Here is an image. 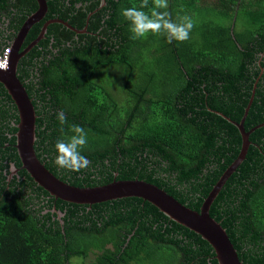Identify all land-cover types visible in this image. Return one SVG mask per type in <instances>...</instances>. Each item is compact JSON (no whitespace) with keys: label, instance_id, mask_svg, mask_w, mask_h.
I'll list each match as a JSON object with an SVG mask.
<instances>
[{"label":"trees","instance_id":"1","mask_svg":"<svg viewBox=\"0 0 264 264\" xmlns=\"http://www.w3.org/2000/svg\"><path fill=\"white\" fill-rule=\"evenodd\" d=\"M45 1L21 49L50 23L16 71L40 162L70 185L141 180L199 210L242 149L232 120L251 101L246 154L209 214L243 264H264V0ZM37 8L0 0V50ZM115 69L119 88L104 74ZM18 120L0 83V264H218L206 240L140 197L80 204L49 193L22 165Z\"/></svg>","mask_w":264,"mask_h":264},{"label":"water","instance_id":"2","mask_svg":"<svg viewBox=\"0 0 264 264\" xmlns=\"http://www.w3.org/2000/svg\"><path fill=\"white\" fill-rule=\"evenodd\" d=\"M36 1L38 3L37 10L26 18L12 43V51L9 55L7 68L4 70L0 69V83L7 90V93L12 98L18 111L19 121L17 123L18 130L15 133V146L18 150L23 167L30 173L34 181L56 197L80 204H93L127 196L140 197L151 202L170 219L193 230L200 235L202 239L206 240L212 247L218 264H243V262L239 260L236 249L225 229L219 222L210 216L209 207L224 179L231 173L236 165L243 160L246 154L249 145L248 136L250 131L245 130L244 120L251 101L245 108V112L240 122L232 120V123H234L240 130L242 136V149L234 163L225 171L220 181L205 198L199 210H193L187 207L168 194L165 190L154 184L141 180L112 181L108 184L95 187H77L67 184L50 172L36 156L34 151L36 115L33 104L23 84L16 75L19 59L44 35L46 26L50 23V21L45 22L38 37L30 42L22 51H19L30 27L34 23L40 21L46 13V1ZM63 23L67 24L66 22ZM218 114L221 113L218 112ZM221 115L224 116L223 114ZM224 117L229 119L226 116Z\"/></svg>","mask_w":264,"mask_h":264},{"label":"flooded vegetation","instance_id":"3","mask_svg":"<svg viewBox=\"0 0 264 264\" xmlns=\"http://www.w3.org/2000/svg\"><path fill=\"white\" fill-rule=\"evenodd\" d=\"M1 124L3 125V129H8L10 127V124L7 123V119H5ZM4 163H5V161H3V164ZM20 167H22V165H20ZM8 170H6V172L4 174L7 175L8 181H11V178L17 173L18 168H16L13 164H11V166L9 167ZM29 176H30V173H29ZM23 180L26 181L25 178H23ZM20 183H22V182H20ZM18 189H19L20 194H25L27 197L31 193L28 188L21 187L20 185L18 186ZM41 196H42V198L45 197L43 200H40L41 198H39V201L41 203H43V204L46 203V200L48 198H49V201H50V196L49 195H41ZM32 200L38 201V197L35 196Z\"/></svg>","mask_w":264,"mask_h":264},{"label":"rangeland","instance_id":"4","mask_svg":"<svg viewBox=\"0 0 264 264\" xmlns=\"http://www.w3.org/2000/svg\"><path fill=\"white\" fill-rule=\"evenodd\" d=\"M212 0H209L208 2H210ZM215 1V0H214ZM16 37V36H15ZM15 39V38H14ZM14 41V40H13ZM13 43V42H12ZM12 44L10 46H8L10 48V53L12 51ZM21 47L19 49V51H21ZM10 55V54H9ZM105 68H110V69H114L115 66H106ZM118 69H115L116 72H113V71H105L104 74H105V78H107L109 81H113L114 83H117V87L119 88V80H120V76L118 75V73L120 71L117 72ZM28 94V93H27ZM126 98H124L122 101L125 102ZM71 264H83V262L81 261V259H79L78 257L76 258H72L71 259Z\"/></svg>","mask_w":264,"mask_h":264},{"label":"built area","instance_id":"5","mask_svg":"<svg viewBox=\"0 0 264 264\" xmlns=\"http://www.w3.org/2000/svg\"><path fill=\"white\" fill-rule=\"evenodd\" d=\"M10 48L4 47L0 50V69H6L9 62Z\"/></svg>","mask_w":264,"mask_h":264}]
</instances>
